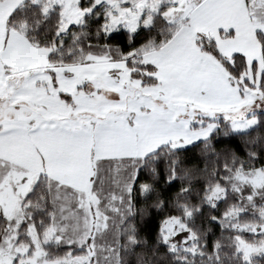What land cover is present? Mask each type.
<instances>
[{"label": "snow or ice", "instance_id": "obj_1", "mask_svg": "<svg viewBox=\"0 0 264 264\" xmlns=\"http://www.w3.org/2000/svg\"><path fill=\"white\" fill-rule=\"evenodd\" d=\"M0 264H264V0H0Z\"/></svg>", "mask_w": 264, "mask_h": 264}]
</instances>
